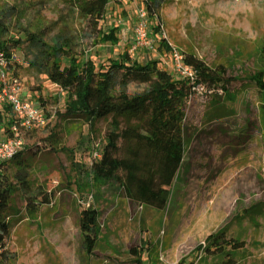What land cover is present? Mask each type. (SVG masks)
<instances>
[{
  "label": "rangeland",
  "instance_id": "obj_1",
  "mask_svg": "<svg viewBox=\"0 0 264 264\" xmlns=\"http://www.w3.org/2000/svg\"><path fill=\"white\" fill-rule=\"evenodd\" d=\"M76 3L0 0V9L14 6L11 21L23 27L65 23L82 45L78 59L103 63L125 52L139 63L156 59L178 78L173 53L185 51L209 65L224 63L228 75L238 80L228 97L194 87L184 109L183 162L169 189L167 207L156 210L119 193L114 184L87 178V166L104 142L108 120L85 123L61 117L65 93L44 76L30 75L22 52L14 50L24 98L37 103V95L45 97L48 116L45 127L23 133L24 145L51 144L56 151L28 156L32 186L50 192L51 203L31 210L18 193L10 200L6 248L14 256L11 264H131L130 247L142 250L144 264H264V118L249 82L264 45V0H165L153 16L147 14L144 0H110L99 27L104 32L116 27L119 42L95 46L82 35L85 25ZM141 11L146 13L145 37L151 48L134 40ZM161 38L170 51L158 48ZM143 88L131 83L128 90ZM214 108L231 115L208 120ZM52 134L50 141L43 140ZM88 205L98 210L100 227L90 255L80 248L78 228L79 210ZM247 209H252L251 219L242 218ZM220 230L236 241L214 255L205 239Z\"/></svg>",
  "mask_w": 264,
  "mask_h": 264
},
{
  "label": "trees",
  "instance_id": "obj_2",
  "mask_svg": "<svg viewBox=\"0 0 264 264\" xmlns=\"http://www.w3.org/2000/svg\"><path fill=\"white\" fill-rule=\"evenodd\" d=\"M109 1L77 0V13L85 25L82 35L90 45L119 42L116 27L108 32L99 27ZM164 2L144 0L147 14H157ZM16 11L14 6L0 9V50L9 61L11 73L17 77L13 53L18 49L30 75L44 76L65 93L61 117L81 118L85 123L108 120L104 142L97 149V157L91 159L87 166V178L96 183L114 184L119 193L141 206L164 210L168 205L172 181L183 162L184 109L194 87L203 86L214 94L221 91L223 97H228L232 84L238 79L228 75L224 63L209 65L185 51L182 52V62L192 69V80L174 78L159 66L156 59L139 63L125 52L107 57L103 63H96L89 57L78 59L82 54L78 49L82 45L65 23L23 27L11 21ZM11 32L17 35H10ZM158 48L171 50L165 38H161ZM258 57L259 62L249 82L257 92L264 118V45L260 46ZM64 59L68 60L67 65H63ZM131 83L143 84L144 88L130 93ZM216 99L212 97L211 100L216 102ZM37 101L45 110V97L39 94ZM230 115V111L218 112L214 108L208 120ZM12 121L11 108L0 105V129L6 137L11 134ZM54 136L52 134L43 140L50 141ZM39 146L24 145L9 160L0 162V264H11L14 259L6 248L11 230L7 210L12 196L18 193L31 210L49 205L52 200L50 192L33 187L31 183L32 160L28 156L33 158L42 150L56 151L51 144L43 148ZM250 210H243L242 218L251 219ZM98 217V210L91 205L81 208L78 213L80 248L87 255L93 252L99 238ZM235 241L233 237L227 238L224 230L205 239L206 247L214 255L222 254ZM141 252L139 248L130 247L129 253L134 254L131 264H144Z\"/></svg>",
  "mask_w": 264,
  "mask_h": 264
},
{
  "label": "built area",
  "instance_id": "obj_3",
  "mask_svg": "<svg viewBox=\"0 0 264 264\" xmlns=\"http://www.w3.org/2000/svg\"><path fill=\"white\" fill-rule=\"evenodd\" d=\"M146 13H139V21L134 30V40L140 46L151 48V41L145 37ZM183 55L174 51L175 69L181 78L192 80V69L182 62ZM9 61L0 50V105H8L13 113L10 136H0V162L9 160L16 152L24 148L23 133L30 129L43 128L47 124V114L37 102L24 98L21 83L8 66ZM97 156V155H96Z\"/></svg>",
  "mask_w": 264,
  "mask_h": 264
},
{
  "label": "crops",
  "instance_id": "obj_4",
  "mask_svg": "<svg viewBox=\"0 0 264 264\" xmlns=\"http://www.w3.org/2000/svg\"><path fill=\"white\" fill-rule=\"evenodd\" d=\"M3 136H5V135L3 134ZM3 136H2V137H3Z\"/></svg>",
  "mask_w": 264,
  "mask_h": 264
}]
</instances>
